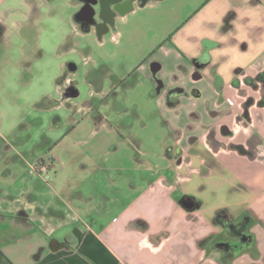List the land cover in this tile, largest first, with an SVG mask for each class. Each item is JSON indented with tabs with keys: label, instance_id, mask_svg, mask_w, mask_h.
<instances>
[{
	"label": "crops",
	"instance_id": "crops-1",
	"mask_svg": "<svg viewBox=\"0 0 264 264\" xmlns=\"http://www.w3.org/2000/svg\"><path fill=\"white\" fill-rule=\"evenodd\" d=\"M156 1L172 26L163 46L142 63V72L153 89L149 100L161 109L166 126L182 133L175 144L184 146L183 161L170 157L168 177L156 172L148 177L140 160L132 177L123 176V165L115 168L122 179L108 167L104 188L98 181L60 177L56 171L67 167L34 158L33 105L19 110L0 93V264H264V146L255 148L253 158L240 148H212L207 142L206 148H193L197 142L191 141L208 139L215 130L226 146L248 149L250 138L264 145L259 78L264 77V0H184L180 12L177 0ZM82 5V0H0V86L7 85L1 81L11 70L21 79L11 80L10 88H28L23 76L52 48L62 49L63 65L71 59L80 65L83 36L94 34L102 48L109 38L119 44L120 31L101 39L73 22ZM127 10L119 22L131 14ZM52 13L67 17L73 30L52 35ZM85 50L86 64L106 66L97 52ZM155 69L162 73V90H155ZM72 79L62 80L61 88ZM101 84V77L89 80L91 88ZM42 100L56 99L47 94ZM223 126L235 136L222 137ZM43 140L51 142L49 136ZM140 149L134 151L137 159ZM233 155L247 156L252 164L231 161ZM188 197L194 210L183 205ZM33 233L49 242L37 244Z\"/></svg>",
	"mask_w": 264,
	"mask_h": 264
},
{
	"label": "rangeland",
	"instance_id": "rangeland-1",
	"mask_svg": "<svg viewBox=\"0 0 264 264\" xmlns=\"http://www.w3.org/2000/svg\"><path fill=\"white\" fill-rule=\"evenodd\" d=\"M150 1L147 0L142 4L137 2V6L134 2L132 8H128L131 14L127 19L123 22L117 21L111 35L118 34V31L121 32L119 44L109 38L102 48L99 45L100 40L94 34L83 36L84 52L78 58L80 61L79 70L75 74H69L78 82L77 86L81 94L77 98L63 100L61 94V82L64 80L65 74H68L67 65H63L61 63L63 59L58 56L62 54V49L56 52L52 48L50 54H44L43 59L39 61V67L37 66L38 61L35 62L30 73L22 78L23 81L29 80L31 83L28 88L11 89L10 81L21 79V74L11 70L4 72L1 82L7 83V85L0 86V93L8 96L11 103L16 104L19 110L24 106L23 104L29 105V107L31 104L33 105L29 109L35 121L29 129L33 134L35 160L44 159L47 162L52 158L57 167L60 165L67 167L56 171L61 174L60 177H68L70 180L84 178L91 184L98 181L99 184H103L104 188L105 185L108 186V175L105 171L108 167L111 168V173H114L113 177L119 178V174L115 173V168L123 165L127 168L122 170L123 176L132 177L135 174L134 165L138 160L141 163L144 162L148 168L145 172L148 177L154 176L155 172L161 173V176L165 177L172 173L171 163L174 160L168 157V150L174 148L175 153V137L171 135L170 126L165 125L167 120H165L164 114L160 113L159 106L152 102L154 99L149 100V96L153 97L154 95L152 94L153 89L149 90L148 84H146L147 78L142 71L137 70V67L146 59L152 58L159 47L163 46L167 36L165 33L172 26L166 16L157 10L158 1H154L155 5L150 4ZM182 1L184 0H177L175 3L179 12L187 6V3L181 4ZM136 8H138L136 15H132ZM56 10L59 9L56 8ZM60 11L62 12V9ZM74 17L75 15L72 17L73 22H76ZM185 18L186 15L183 14L179 21ZM66 20L57 18L52 13L49 24L50 33L53 35L71 32L72 25L68 24L70 21L67 17ZM85 49L97 52L98 62L106 61V66L94 69L91 63L86 64L88 58ZM68 61L66 60V63ZM130 73L133 75L129 77ZM124 75L127 78L126 84L112 93L114 83ZM96 76L103 79V90L98 91L89 86V80H93V77ZM25 94L29 95V100L24 98ZM47 94L56 99L51 102V106L48 101L42 100V96ZM22 96L24 100L21 99ZM15 97L18 98L15 99ZM118 101H125L128 111L119 110ZM246 107L248 108L250 105L248 104ZM97 111L108 116V122L97 124L90 116L91 113ZM29 118L31 119V116ZM39 119H43L44 122ZM126 120L128 122H125ZM132 121V126H130ZM47 136L51 139L50 143L43 140ZM208 137V139L201 140L196 148L202 149L205 142L213 148L210 133ZM135 148L137 149L135 150ZM138 148H141L139 159L134 154ZM191 151L196 153L199 150L192 149ZM201 152L199 151V153ZM229 157L231 161L234 159L242 166L252 164L251 159L247 156L233 155ZM189 159L194 158L190 155ZM206 165L201 162L203 169L209 171L208 165ZM82 167L85 169H81ZM120 178L122 179V177ZM195 194L200 196L199 190ZM33 235L37 244L49 242L37 233H33Z\"/></svg>",
	"mask_w": 264,
	"mask_h": 264
},
{
	"label": "flooded vegetation",
	"instance_id": "flooded-vegetation-1",
	"mask_svg": "<svg viewBox=\"0 0 264 264\" xmlns=\"http://www.w3.org/2000/svg\"><path fill=\"white\" fill-rule=\"evenodd\" d=\"M82 1H83V5H82V8L80 9L81 11L79 10V12H77L75 14L74 19L81 29L86 30L87 32L95 30L96 33L99 34V37L101 39L105 34L112 33V31L115 30L114 26L118 21L119 14L124 13V11H126L130 7L132 8V6L135 2L134 0H123L120 3H116V4L112 5L111 9L109 11H107L106 10V2L108 0H101L103 9L98 4L99 6L95 7L97 10V15L94 17V16L90 15L91 9L88 7V4H89L88 2L94 3V2H101V1L100 0H82ZM148 1H150V0H148ZM154 1H156V0H151L150 4L154 3ZM137 2L142 4V3H146L147 0H139ZM78 22H80V23H78ZM66 65H67V69H68V74L67 73L65 74L64 80H66L70 77L69 74H75L79 70V65L76 62V60H74V59H71L70 61H68L66 63ZM142 67H143V64H141L139 67H137V70L142 71ZM131 75H133V73L132 74L130 73L129 77ZM160 77H161L160 73L155 69L154 72L152 73V79L154 80V82L156 84L155 90H160V89L162 90L166 87L164 81L161 80ZM259 78H260V80L264 81V77L260 76ZM126 81H127V78L125 75L121 79L116 80V82L114 83L113 88H112L113 89L112 93L117 91L121 86H124V84H126ZM103 83H104V81L102 79V84L100 86L98 85L95 89L98 91L103 90V88H104L102 86ZM77 85H78V82L75 81L74 79H72L69 81L68 85L63 86L61 88V94H62L63 100H69V99L77 98L80 96L81 91ZM50 106H51V104H50ZM117 107L119 110H122V111L127 110L128 111V108L125 106L124 101H118ZM98 109H99V107H98ZM91 114H92L91 117L95 120V122L97 124L101 125L103 123L108 122V119H107L108 116L104 115L100 111L99 112L97 111V112H94ZM125 122H128V121L126 120ZM132 122H131L130 126H132ZM165 125L168 126L169 122L167 121L165 123ZM181 134L182 133L179 131H173L171 133V135L175 138H180ZM221 135H222V137H227V138L234 137L235 132L228 129L227 127L223 126L222 130H221ZM252 139L250 138V140H249L250 146L248 147V149H244V147L238 146V145L233 144V143L226 146L224 143H221L220 141H218L216 139V131L215 130L210 131V140H211V142H213V145H214L213 148H228V147L229 148H240L244 153H247L251 157L256 158L255 148H257L258 145H261V146H264V145L262 144V142L260 140H258L256 138L253 140ZM191 141H196L197 144L199 143V140L197 137L192 138ZM196 147L197 146H194L193 148H196ZM204 147L206 148L205 144L201 148H204ZM182 148H184V146H182L180 144H176L175 153L173 150L174 148L173 149L171 148L170 150H168V156L169 157H176L180 162H182L183 161V149ZM186 200H189L193 204L194 208L196 207V203L191 198L188 197V198H186ZM230 225H233L232 226L233 228L239 227V225H237L233 222L229 223V226ZM231 244H232L230 247L231 250H233V248L237 247V244L234 240H232Z\"/></svg>",
	"mask_w": 264,
	"mask_h": 264
},
{
	"label": "water",
	"instance_id": "water-1",
	"mask_svg": "<svg viewBox=\"0 0 264 264\" xmlns=\"http://www.w3.org/2000/svg\"><path fill=\"white\" fill-rule=\"evenodd\" d=\"M101 1V0H100ZM121 1H123V0H108L107 2H106V10L107 11H109L110 9H111V7H112V5H114V4H116V3H120ZM89 4H88V7L91 9V12H90V15L91 16H96L97 15V10H96V6H101V8L103 9V6H102V1L101 2H94V3H90V2H88ZM99 4V5H98ZM101 9V10H102ZM183 205L187 208V209H189V210H194V207H193V204L189 201V200H185L184 202H183Z\"/></svg>",
	"mask_w": 264,
	"mask_h": 264
},
{
	"label": "built area",
	"instance_id": "built-area-1",
	"mask_svg": "<svg viewBox=\"0 0 264 264\" xmlns=\"http://www.w3.org/2000/svg\"><path fill=\"white\" fill-rule=\"evenodd\" d=\"M46 178H47V176H46Z\"/></svg>",
	"mask_w": 264,
	"mask_h": 264
}]
</instances>
